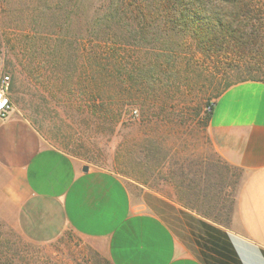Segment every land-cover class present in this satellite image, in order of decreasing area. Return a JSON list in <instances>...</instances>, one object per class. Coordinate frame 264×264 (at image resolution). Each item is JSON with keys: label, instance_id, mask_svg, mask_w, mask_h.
I'll return each instance as SVG.
<instances>
[{"label": "rangeland", "instance_id": "374dc122", "mask_svg": "<svg viewBox=\"0 0 264 264\" xmlns=\"http://www.w3.org/2000/svg\"><path fill=\"white\" fill-rule=\"evenodd\" d=\"M106 5L107 0H0V84L9 78V114L26 121L44 145L116 174L134 198L151 192L178 210L224 224L241 172L218 155L204 125L205 102L217 100L214 85L203 80L193 91H179L171 75L161 82L162 109H135L134 117L124 109L115 126L88 112L80 91L73 93L78 105L66 102L77 75L75 51L87 57L102 48ZM97 82L102 91L100 75ZM173 215L181 228V215ZM0 264L107 263L96 242L69 230L37 242L0 218Z\"/></svg>", "mask_w": 264, "mask_h": 264}, {"label": "crops", "instance_id": "0c3cea01", "mask_svg": "<svg viewBox=\"0 0 264 264\" xmlns=\"http://www.w3.org/2000/svg\"><path fill=\"white\" fill-rule=\"evenodd\" d=\"M208 131L218 155L241 172L224 224L151 192L134 198L116 174L44 145L26 121L8 113L0 118V218L37 242L69 230L96 242L109 264H215L203 221L224 234L212 233L238 264H264V83L224 91Z\"/></svg>", "mask_w": 264, "mask_h": 264}, {"label": "trees", "instance_id": "16d2710c", "mask_svg": "<svg viewBox=\"0 0 264 264\" xmlns=\"http://www.w3.org/2000/svg\"><path fill=\"white\" fill-rule=\"evenodd\" d=\"M263 17L259 0H107L101 16L102 48L87 57L82 50L75 51L77 75L66 102L78 105L73 93L80 91L87 111L115 126L124 109L132 117L135 109L145 114L162 109L161 82L171 75L179 91H193L203 80L209 82L215 86L216 99L235 84L264 83ZM214 105L207 100L203 106L205 127ZM200 224L210 245L207 250L218 257L212 261L238 264L234 251L212 235L224 234Z\"/></svg>", "mask_w": 264, "mask_h": 264}, {"label": "built area", "instance_id": "2783aa9c", "mask_svg": "<svg viewBox=\"0 0 264 264\" xmlns=\"http://www.w3.org/2000/svg\"><path fill=\"white\" fill-rule=\"evenodd\" d=\"M8 81L9 78L4 77L0 84V118H5L10 110V101L6 93Z\"/></svg>", "mask_w": 264, "mask_h": 264}, {"label": "water", "instance_id": "95a60500", "mask_svg": "<svg viewBox=\"0 0 264 264\" xmlns=\"http://www.w3.org/2000/svg\"><path fill=\"white\" fill-rule=\"evenodd\" d=\"M83 170H84V171H87V170H88V168L85 166V167L83 168Z\"/></svg>", "mask_w": 264, "mask_h": 264}]
</instances>
